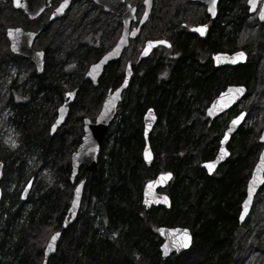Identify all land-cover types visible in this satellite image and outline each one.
<instances>
[{"label":"trees","instance_id":"1","mask_svg":"<svg viewBox=\"0 0 264 264\" xmlns=\"http://www.w3.org/2000/svg\"><path fill=\"white\" fill-rule=\"evenodd\" d=\"M134 1L142 7V0ZM9 7L10 12L18 13L23 19H1L5 42L0 54L9 56L4 57L5 73L11 75L15 69L24 74L25 81L18 85L17 78H12L7 91H0V110L9 107L13 113L2 123L15 126L18 134V146L12 149L2 141L5 127H0V161L4 163L0 264H40L43 249L52 233L61 227L72 197L70 160L80 141V121L85 116L95 118L106 91L121 84L125 63L122 59L111 62L97 87L84 83L88 66L115 42L111 39L114 32L102 37L100 33L106 31L105 26L97 28L93 24L83 38L68 45L65 39H58L62 31L56 30L54 37L42 45L46 52L45 72L36 74L30 59L10 52L5 30L14 25L27 29L42 25L41 36H45L52 30L47 14L29 20L22 10L13 8L12 4ZM35 21L32 28L30 24ZM117 21L120 30L121 22L118 18ZM162 26L160 33L165 34L166 19L162 20ZM152 32L148 38L161 36ZM240 34L241 25L235 18H225L206 38L190 33L169 36L171 53L163 49L139 62L142 34L132 41L134 48L127 50L126 59L134 64L133 75L105 138L98 165L91 173L84 168L78 173V178H86L87 206L76 222L64 230L57 254L49 264H244L251 253L260 251L256 244L259 237L255 236L253 241L252 238L258 225L264 230L261 225L264 185L243 226L238 223V215L247 181L263 148L259 137L264 125V46L254 48L253 44L248 50L247 62L234 67H215L211 60L214 50L237 49ZM117 35L118 32L114 38ZM52 54L57 55V61L70 56L73 68L64 70L56 66L57 62L50 63ZM65 84L69 88L78 87L71 104L70 126L59 128L51 135V111L61 103ZM229 84L248 87L243 99L248 114L228 145L232 156L217 177L208 175L201 163L214 157L228 114L239 109L235 107L212 121L205 116V110ZM15 87H21L23 93L19 94L26 100H16L12 91ZM149 106L154 107L158 119L150 134L155 159L148 167L142 159V116ZM111 135L114 139L106 147ZM32 155L39 157L33 175L43 169L48 174L36 180L27 201H23L20 185L29 179L26 164ZM161 171L174 175L167 187L171 206L147 210L142 204L143 186ZM13 183L17 185L9 192ZM28 203L32 205L26 208ZM98 216L108 229L117 231L115 240L95 227ZM253 223H256L254 227ZM159 225L190 228L192 246L162 259L156 232ZM241 227L247 228L241 231ZM132 250L136 252L134 256ZM260 255L264 256L263 250Z\"/></svg>","mask_w":264,"mask_h":264},{"label":"water","instance_id":"2","mask_svg":"<svg viewBox=\"0 0 264 264\" xmlns=\"http://www.w3.org/2000/svg\"><path fill=\"white\" fill-rule=\"evenodd\" d=\"M74 0H67V3L62 0L52 11L49 17L50 22L55 21L56 19L60 18L65 14L67 9L70 7ZM96 4L101 5L105 11L112 12L115 15L121 17L122 22H123V28L120 37L118 38L116 44L105 54H103L96 62L92 63L89 68L87 69L85 73L84 79H90L93 85L98 84V79L104 72L105 66H107L111 61L118 60L121 56L126 47L129 46L130 39H135L143 25L147 22V20L150 17L152 6L154 0H147V3H145L144 0V11L140 17V20L138 22V25L134 27L131 30V24L132 22L137 21V15H136V7L132 6L130 3L126 2V0H93ZM205 2L208 6H210L211 0H201ZM261 0H257V6L258 3ZM14 8L17 9H22L24 13L30 18V19H36L38 18L46 9H48L52 5V0H18V2H14L12 0ZM249 5V4H248ZM264 5V2H263ZM57 8H61L62 10L57 12ZM257 8V7H256ZM256 10V9H255ZM255 10H250V12H254ZM215 15H216V4H215ZM212 15V16H215ZM258 19L260 22L264 21L259 18ZM207 25V24H204ZM201 25H196L192 26L190 28V31L193 33H196L198 36L203 37L206 35L208 26L205 28L204 35H200L199 32L195 31L197 27ZM11 30V36L9 35V31ZM41 30L38 31H33V30H26L21 26H13V27H8L6 28V37L9 40L10 43V50L14 54L22 55L25 57H28L35 66V70L37 74H42L45 71V51L44 50H36L33 48L34 42L37 40L38 36L40 35ZM149 41H152L151 45H149ZM157 41H167V44H161V43H155ZM170 41L166 39H149L145 42V45L139 55L138 60H142L143 58L149 57L150 53L159 45H164L166 47H170ZM148 49L147 52H145V49ZM242 50V49H241ZM237 50V51H241ZM217 52V53H225L228 55V57H231L233 53L237 52ZM245 53V57L243 60H237L235 63L231 62L230 59H222L221 62L218 64L214 58L215 54L212 56L214 60V64L217 67H222V66H237L240 64H243L246 62L248 56L247 53L242 50ZM98 65V67H94ZM91 73V74H90ZM133 73V68L131 61H128L126 64L125 68V76L122 81V83L116 88L120 89L119 93L116 92V89L112 90L110 89L103 102L101 109L99 113L97 114L96 118L94 121H92L90 118L85 117L83 118V126H82V136H81V141L78 144L76 150L71 154V173H70V181L71 183H75L76 177L78 175L79 169L81 167H84L88 173H91L95 170V168L98 165V158L105 140V137L107 136L112 122L116 118L117 114V109L118 105L122 100L123 93L129 86L130 78ZM236 89V88H243V92L241 93H229V89ZM247 86L244 84H230L228 85L224 90H222L208 105L205 111L206 117L209 119H214L216 117L221 116L222 114L228 112L231 108L236 106L241 99L246 95L247 93ZM71 92L73 95L71 97L67 96L66 93ZM65 93L66 100L61 103L58 108H57V115L56 118L54 119L53 123L50 126V132L51 135L55 134V132L64 124V122L68 119L69 113H70V103L73 102L75 99L78 89H74L72 91H68ZM225 94L223 97H221V94ZM235 96L234 99H231L232 96ZM109 101V105L106 108L105 102ZM227 101V106L224 107V103ZM61 106L64 107V111L61 114ZM151 110V111H149ZM243 112L244 116L240 120V122L236 125H231V121L233 120L234 117L239 116V114ZM239 112L237 115H235L231 120L229 121L227 128L225 129L223 136L220 139V146L217 150V153L212 160L204 161L202 163V167L206 169V171L209 174H212L215 170H217L218 166L225 162L229 157H230V151L228 149V143L230 142L231 138L234 136V134L237 132L241 124L244 122L247 112L245 110ZM102 113H106L105 115H101ZM62 115V118L60 119V123L56 124L55 129L52 128V125L56 123V120L60 118ZM158 116L156 114V111L154 107H148L144 114H143V138H144V147L142 150V158L143 161L145 162L146 166H151L154 159L155 155L152 150L149 136L151 132L153 131L154 127L156 126ZM231 128V132H229V138L224 141L223 147L227 151V155L223 156L222 159H218L220 156V149H221V140L224 137V134L226 131ZM261 134H264V126L262 128ZM259 141L263 144V148L259 154L258 160L256 161L251 175L247 181L246 185V195L242 202L246 199L247 194H248V187H249V182L252 181L253 178V173L254 170H256V166L260 160V155L262 152H264V141ZM147 148L148 153L150 155V159H145V149ZM208 162H215L214 167L211 172H209L208 168L206 167V164ZM3 168H4V163L0 162V180L3 177ZM162 173H171L170 177H166L164 180H160L161 174ZM256 180L253 182V195H252V200L251 204L249 207L248 213L245 215L244 219L241 220L239 219L240 213L238 215V221L240 224H242L248 214L250 213L254 199L256 194L258 193L260 187L264 184V171L261 170H256ZM173 177V173L170 171L166 172H161L158 173L154 178L148 180L144 187H143V192H142V204L145 206L147 210H150L153 206H163L166 208H169L171 206V199L169 195L165 192L160 191L163 188H166ZM150 181H155L156 183L149 184ZM30 182V183H29ZM33 182L34 178H31L27 184L25 185L21 198L22 199H27L32 187H33ZM86 183V178H83L75 187L74 192H73V200H76V206L73 207V203L71 202V205L68 209V214L65 216L64 221H63V228H67L70 224H72L78 215L79 208L81 205V200L83 196V191ZM79 186L80 191L79 195L77 196L76 193V188ZM165 197L167 198V202H165ZM2 198V190L0 187V201ZM147 200V204L145 201ZM242 202H241V209H242ZM240 209V212H241ZM264 224V220H263ZM176 229L178 231L176 232H171L170 230ZM187 229V235L189 236V242L187 247H184L182 244H178L179 241L183 239L184 233L183 230ZM163 230V231H161ZM159 235L161 236V239L163 240L162 243L160 244V252L161 255L164 259L169 258L172 254H178L184 250H187L190 248L193 242V234L191 230L187 227H182V226H176V227H169L165 225H161L157 229ZM59 233L60 235L57 237L56 241L54 242L53 250L46 251L48 249V244L51 240V237L55 234ZM54 234L51 235L50 239L48 240L45 248H44V260L42 264H47L50 257L55 255L56 250H57V245L58 242L61 238V230H58ZM176 244V246H174ZM177 246L179 247V250L177 251ZM167 249V254H165V250Z\"/></svg>","mask_w":264,"mask_h":264},{"label":"rangeland","instance_id":"3","mask_svg":"<svg viewBox=\"0 0 264 264\" xmlns=\"http://www.w3.org/2000/svg\"><path fill=\"white\" fill-rule=\"evenodd\" d=\"M11 1L12 4V0H0V23H1V19H10L13 21H16L18 19H23L20 18V15L18 13H12V11L10 12V5L9 2ZM60 0H54L53 1V6L56 5ZM129 2V1H128ZM162 4H167V2H163L158 1L159 6ZM96 5V6H95ZM13 6V5H12ZM14 8V7H13ZM102 8L100 6H98L97 4L93 3L89 0H77L75 3L72 4V6L70 7L68 13L66 15H64V17L57 19L56 21H54L53 24H51V31L45 35V36H41L35 43L34 47L37 49H43L44 45L46 44V41H48L49 39L53 38L55 35L56 30H61L62 34L58 35V39H65L66 40V45H68L69 43L76 41V40H80L81 38H83L86 33L88 31H91L90 29L93 27V24H97L96 27L100 28L101 26H105L106 31L103 33H100L102 35V37H108V35L112 32L115 31V28H118V22H117V16L113 17L112 14L106 13V12H102ZM23 12V11H22ZM49 12L50 10L46 11L45 14H47V17L49 16ZM166 19V16L163 13H159L158 11H154L151 14L150 20L148 21V23L146 24V27L144 28V30L142 31V35H141V42L140 45L138 47V55H139V50L142 46V43L144 42L145 39L148 38V35L150 32L152 33H160V31L162 30V20ZM236 20V19H235ZM36 21L31 23L30 26L32 28H34L33 26L36 25ZM263 23V22H262ZM260 23L257 19L253 20V27L251 30V42L254 48H256L257 46H264V24ZM25 24V23H23ZM2 27V26H1ZM231 27V26H230ZM117 33V32H116ZM115 33V34H116ZM119 33V31H118ZM114 34V35H115ZM114 35L112 36V41L116 40L117 36L114 38ZM150 37V36H149ZM111 41V42H112ZM5 40L2 36L1 33V29H0V47L3 45L2 43H4ZM110 42V43H111ZM113 43V42H112ZM144 44V43H143ZM43 45V46H42ZM63 49V48H62ZM0 54V91L1 92H6L7 90V74L5 73V69H6V62L5 59H8L9 56L8 54ZM137 55V56H138ZM55 56H57L55 54ZM5 57V59H4ZM127 57V53L124 55L122 61L125 62V59ZM68 58H70V56L66 57L65 60H67ZM51 62H55L57 61V59L54 57V55H51L50 58ZM69 70V69H67ZM17 78V84L21 85L23 84V82L25 81V76L24 75H16V70L13 71V78ZM21 87H19V89H17L16 87L12 90L13 93H15V98L16 100H26L25 97L21 96L19 93H23L21 90ZM244 104L240 103L237 107V109H241ZM56 110V108H53L51 111L52 116H50L51 118H54L55 114L54 111ZM13 113L11 111V109L9 107H6L3 110H0V127H5L4 129V133L2 134L1 138L2 141L4 142V144L12 149L16 148V144L15 146H13L12 141H16V137L18 136L17 132H16V127L12 126V125H8L5 126L4 123H2L3 121H6L8 119V117L12 116ZM229 115V118L232 116ZM50 118V119H51ZM228 118V119H229ZM228 121V120H227ZM81 129V128H80ZM114 135H111L108 137L107 140V145L106 147L111 144L110 142H112V140L114 139L113 137ZM38 155H32L31 157H28V161L26 164V170L27 173L29 175V178L31 176L35 177V182L36 180L39 178H43L44 174H48V170L43 169L41 170H36V175H33V173L35 172V169H37V165H38ZM24 183H21L20 187H24ZM17 185V183H13L9 186V192H12L15 188V186ZM264 194V193H263ZM261 195V194H259ZM264 196L262 197L261 195V200H263ZM259 198H256V201H258ZM32 204L28 203L26 204V208L30 207ZM86 203H83V207L82 210H84L86 208ZM263 217L261 218V225H263ZM256 223L251 224L253 227ZM258 224V223H257ZM250 225V226H251ZM95 227L98 228V230L104 234H106L111 240H115L116 236H117V231L116 232H112L110 229H108L107 225L102 224L100 217H97V220L95 222ZM249 227V226H247ZM245 227V228H247ZM245 228L241 227L239 230L244 231ZM113 233H115L116 235L114 236ZM257 233H259L257 235ZM255 236H258V240H257V247L260 248V251H264V230L261 229V226L258 225V227H256V230L253 233V238L252 241L254 239ZM260 251H256V253H251L249 256V259L247 261H245L244 264H264V256L260 255ZM135 251L132 250V254L133 256L135 255ZM263 256V257H260Z\"/></svg>","mask_w":264,"mask_h":264},{"label":"flooded vegetation","instance_id":"4","mask_svg":"<svg viewBox=\"0 0 264 264\" xmlns=\"http://www.w3.org/2000/svg\"><path fill=\"white\" fill-rule=\"evenodd\" d=\"M158 1H161V0H154V4H153V8H152L151 14L154 11H158L159 13H163L166 16L167 22H168V26L166 28L165 34L164 33H159L161 35L159 38H166V39H168V40L171 41L170 37H173V34L174 35L177 34V35L184 36L185 34H188V33L193 34L194 36L196 35L199 38H206L208 36L210 30L217 29V27L219 26L220 21H222L225 18H227V19L228 18H235L236 21L241 25V34H240V37L238 39V44H236V47L238 46V48L235 49V50H232V51H226V50H216L215 51L214 50L211 53V60L213 62V65L215 67H217L214 64V60L212 58V56L215 53H217V52H228V53H231V52H234L236 50L242 49V50L246 51L247 54L249 53L248 50L252 46V42H251V39L250 38H251V30H252V27H253V20L254 19H257V16L256 15H257V12H258L259 7L262 5V2L259 3V6H258V9L256 10V12L252 13V12H250V6L248 5V0H216V15L215 16H212V14L208 11L209 6L205 2H203L201 0H162L163 2H167V4H165V3L162 4L161 3V5H160L161 7H158L159 6ZM136 24H137V22L133 26H136ZM172 24H175V27L174 28H173ZM204 24H207V26H208V29H207V32H206V35L205 36L200 37L196 33H193V32L190 31V28L192 26H195V25H204ZM221 24H223V23H221ZM262 24H264V22ZM38 30H41V33H42V31H43L42 25L40 27L34 28V31H38ZM116 32H118V28L117 27L115 28L114 34ZM194 36H193V38H194ZM9 44L10 43L8 42V46H9ZM239 46H241V47H239ZM131 48H134V46L132 45L130 47V49ZM163 49L168 50L171 53L172 45L170 47H164V46L160 45V46H158L154 50V52L152 54H154V53L157 54L158 52L163 51ZM45 58H46V54H45ZM121 59H123V57ZM72 61H73L72 59L68 58L67 60L64 59V60L55 61V62H57V64H56L57 67H62L64 70H67V69L73 68L74 62H72ZM111 62H114V61H111ZM50 63H54V62H50ZM107 66H105L104 71H105V69H106ZM222 67H234V66H222ZM45 68H46V65H45ZM99 79H98V83H99ZM83 81H84V83H87V82L92 83L90 79H84V76H83ZM69 86L70 85H66L65 84V89H64L63 94H62L63 97H62L61 103L64 102V100L66 99V96H65V93L66 92L72 91L74 89H78L77 86H75L74 88H69ZM93 86L94 87H97L98 84L97 85H93ZM110 89H108L106 91V94H107V92ZM106 94H105V96H106ZM103 100H104V98H103ZM72 103L73 102L70 103V112H71V104ZM101 106H102V103H101ZM235 107L237 108V106H235ZM235 113L236 112L232 113L231 115L234 116L233 114H235ZM56 114H55V116H56ZM224 115H226V114H224ZM55 116H54V118H55ZM221 116H223V115H221ZM221 116H219V117H221ZM219 117H216V118H219ZM54 118H51L50 125L52 124ZM69 118H70V113H69L68 119L64 122V124L60 128H66V127L70 126V124L68 122L69 121ZM83 118L80 121V128H81L80 141H81V136H82ZM95 118H96V116H95ZM95 118L94 119H91L90 118V119L92 121H94ZM216 118H214V119H216ZM214 119H209V120L212 121ZM66 123H67V125H66ZM80 141H79V143H80ZM230 151H231V149H230ZM215 155H214V157H215ZM230 157L225 162L221 163L218 166L217 170L214 171V173L211 174V175H216L218 177L219 176L218 173H221V169L220 168L227 161H229ZM70 173H71V170H70ZM207 174H209V173H207ZM78 176L76 178L75 183H73V185H74L73 186V189H74L75 185L80 180L83 179V177L78 178ZM73 189H72V193H73ZM85 202H86V194H85V189H84L83 197H82V203H81L82 206L80 208V212L83 211L82 210V207H83V203H85ZM66 212H67V210H66ZM80 212H79V214H80ZM65 214H64V216H65ZM64 216H63V218H64ZM62 221H63V219H62ZM61 228H62V224H61V227H59L55 231H57V230H59ZM63 232H64V230H62V234H63ZM43 254L44 253H42V256H41L42 257V260H41V263L40 264H42V261H43ZM148 260H147V262H148ZM148 264H152V263L149 262Z\"/></svg>","mask_w":264,"mask_h":264},{"label":"snow or ice","instance_id":"5","mask_svg":"<svg viewBox=\"0 0 264 264\" xmlns=\"http://www.w3.org/2000/svg\"><path fill=\"white\" fill-rule=\"evenodd\" d=\"M14 2H18V0H14ZM64 2L67 3V0H64ZM145 3H147V0H145ZM215 4H216V0H211L210 6H209V8H208V11H209L212 15H215ZM248 4H249V6H250V10H255L256 7H257V0H248ZM61 10H62L61 8H57V12H59V11H61ZM258 15H259V18H260L261 20H264V5H261V6L259 7ZM206 27H207V25H201V26L197 27V28L195 29V31L199 32L200 35H204V31H205V28H206ZM9 35L11 36V30L9 31ZM148 43H149V45H151V44L154 43V42L149 41ZM155 43L167 44L168 42H167V41H157V42H155ZM169 46H170V45H169ZM147 51H148V49L146 48V49H145V52H147ZM244 57H245V53H244L242 50L233 53L231 57H228V55L225 54V53H216L215 56H214V58H215V60H216V62H217L218 64L221 62L222 59H230L231 62L235 63L237 60H243ZM94 67H98V65H96V66H94ZM90 74H91V73H90ZM119 91H120V89H116V92H117V93H119ZM228 91H229V93H237V94H238V93L243 92V88H236V89H231V88H230ZM66 95L69 96V97H71V96L73 95V93L68 92V93H66ZM224 95H225V94L222 93V94H221V97H223ZM234 98H235V96L233 95V96L231 97V99H234ZM109 103H110L109 101H106V102H105V106H106V108L108 107ZM227 103H228V102L225 101V103H224L223 106L226 107V106H227ZM60 111H61V114H62L63 111H64V107H63V106H61ZM149 111H151V110H149ZM105 114H106V113H102L101 115L103 116V115H105ZM243 116H244V113L241 112V113L239 114V116L234 117L233 120L231 121V125L234 126V125L238 124V123L240 122V120L243 118ZM61 118H62V115H61L60 118H58V119L56 120V123L52 125V128H53V129H55L56 124H59V123H60V119H61ZM229 132H231V128H229V130L225 132L224 137H223V139L221 140L220 156L218 157V159H222L223 156L227 155V151H226V149L223 147V144H224V141H226V140L229 138ZM259 139H260L261 141H264V134H261L260 137H259ZM12 144H13V146H15V141H12ZM145 159H146V160H147V159H150V155H149V153H148L147 148L145 149ZM214 164H215V162H208V163L206 164V167L208 168L209 172L212 171V169H213V167H214ZM256 170L264 171V152H262L261 155H260V160H259V162H258V164H257V166H256ZM256 170H254L252 181L249 182V187H248V194H247V197H246V199L242 202V209H241L240 216H239V219H241V220L244 219L245 215H246V214L248 213V211H249V207H250L251 200H252V195H253V182L256 180V174H255ZM170 176H171V173H162V174H161V177H160V180L162 181V180H164L166 177H170ZM29 183H30V182H29ZM152 183H156V182H155V181H150V182H149V184H152ZM79 191H80V188H79V186H77V188H76L77 196L79 195ZM165 202H167V198H166V197H165ZM72 203H73V207H75L77 201H76V200H73ZM145 203L147 204V200L145 201ZM161 231H163V230H161ZM170 231H171V232H176V231H178V230H176V229H172V230H170ZM187 232H188L187 229H184V230H183V233H184L183 239H182L181 241L178 242V244H182L184 247H187L188 242H189V239H190L189 236L187 235ZM59 235H60L59 233H55V234L51 237V240H50V242H49V244H48V249H47L46 251L53 250L54 242L56 241V239H57V237H58ZM113 235L115 236L116 234L113 233ZM174 246H176V244H174ZM178 250H179V247L177 246V251H178ZM165 254H167V249L165 250Z\"/></svg>","mask_w":264,"mask_h":264}]
</instances>
